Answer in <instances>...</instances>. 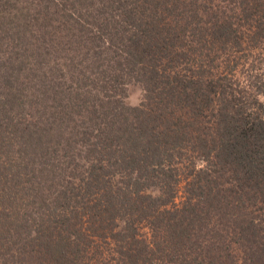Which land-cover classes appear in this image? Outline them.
Returning a JSON list of instances; mask_svg holds the SVG:
<instances>
[{"label": "trees", "instance_id": "trees-1", "mask_svg": "<svg viewBox=\"0 0 264 264\" xmlns=\"http://www.w3.org/2000/svg\"><path fill=\"white\" fill-rule=\"evenodd\" d=\"M263 47L264 0H0V264H264Z\"/></svg>", "mask_w": 264, "mask_h": 264}, {"label": "rangeland", "instance_id": "rangeland-1", "mask_svg": "<svg viewBox=\"0 0 264 264\" xmlns=\"http://www.w3.org/2000/svg\"><path fill=\"white\" fill-rule=\"evenodd\" d=\"M239 76L261 78L264 80V47L259 51L258 55L255 57H249L247 60L241 59L240 64L237 66ZM252 79V78H251ZM143 100V92L141 88L132 84L128 88L126 103L131 106H137ZM149 192L154 196L158 195V190L156 188L149 189ZM181 193H179L178 198H180Z\"/></svg>", "mask_w": 264, "mask_h": 264}]
</instances>
